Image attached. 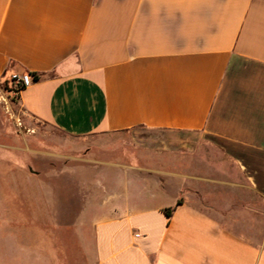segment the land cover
Returning <instances> with one entry per match:
<instances>
[{"label": "crops", "instance_id": "0c3cea01", "mask_svg": "<svg viewBox=\"0 0 264 264\" xmlns=\"http://www.w3.org/2000/svg\"><path fill=\"white\" fill-rule=\"evenodd\" d=\"M25 73L38 80L20 109L70 136L195 133L222 158L210 175L191 154L177 169L93 165V179L115 169L112 186L82 182L76 217L19 229L16 257L264 264V0H0V79Z\"/></svg>", "mask_w": 264, "mask_h": 264}, {"label": "rangeland", "instance_id": "374dc122", "mask_svg": "<svg viewBox=\"0 0 264 264\" xmlns=\"http://www.w3.org/2000/svg\"><path fill=\"white\" fill-rule=\"evenodd\" d=\"M186 154L198 157L191 162L193 168L209 175L214 163L222 158L195 133L139 128L129 134L75 138L24 113L13 85L0 79V235L4 223L9 222L11 264H33L25 262V254L16 257L12 252L17 248L19 229L32 227L35 219L37 225L48 229L55 218H75L81 206L77 186L82 182L93 185V181L99 184L101 180L112 186L115 169H107L109 174L100 180L93 179L89 172L93 165L115 161L131 164L138 157L144 168L161 170L173 165L177 169L179 155ZM68 172L74 179L67 178ZM50 187H56L52 205L38 210L37 202H47L38 189Z\"/></svg>", "mask_w": 264, "mask_h": 264}, {"label": "built area", "instance_id": "2783aa9c", "mask_svg": "<svg viewBox=\"0 0 264 264\" xmlns=\"http://www.w3.org/2000/svg\"><path fill=\"white\" fill-rule=\"evenodd\" d=\"M34 82L30 73L25 74H13L10 78V83L13 85V93L19 95V93L29 87Z\"/></svg>", "mask_w": 264, "mask_h": 264}, {"label": "trees", "instance_id": "16d2710c", "mask_svg": "<svg viewBox=\"0 0 264 264\" xmlns=\"http://www.w3.org/2000/svg\"><path fill=\"white\" fill-rule=\"evenodd\" d=\"M30 75L33 77L34 81L38 80V76H36L35 74L30 73Z\"/></svg>", "mask_w": 264, "mask_h": 264}]
</instances>
